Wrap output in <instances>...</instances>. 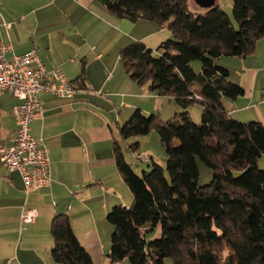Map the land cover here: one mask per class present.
Listing matches in <instances>:
<instances>
[{
  "label": "trees",
  "instance_id": "obj_1",
  "mask_svg": "<svg viewBox=\"0 0 264 264\" xmlns=\"http://www.w3.org/2000/svg\"><path fill=\"white\" fill-rule=\"evenodd\" d=\"M120 18L150 20L166 26L171 37L157 50L142 41L125 46L120 57L126 73L181 112L163 120L137 108L120 125L113 143L117 167L133 194L130 206L108 213L113 225L108 257L131 264H264V124L233 118L223 98L235 99L244 89L217 64L221 56L246 57L264 38V0H231L236 24L218 4L193 11L189 0H99ZM195 60L201 61L196 72ZM202 105L201 123L189 108ZM159 133L166 167L138 175L126 160L121 140ZM138 141L129 147L136 151ZM198 158L213 170L200 185ZM153 160V159H152ZM159 227L161 236L147 241L143 229ZM51 256L56 264H94L66 214L51 225Z\"/></svg>",
  "mask_w": 264,
  "mask_h": 264
},
{
  "label": "crops",
  "instance_id": "obj_2",
  "mask_svg": "<svg viewBox=\"0 0 264 264\" xmlns=\"http://www.w3.org/2000/svg\"><path fill=\"white\" fill-rule=\"evenodd\" d=\"M189 8L204 9L195 0H189ZM171 36L166 26L120 18L99 0H0V45L11 43L13 48L7 57L36 49L47 67L60 66L78 84L69 99L40 93L44 117L30 124V134L48 148L49 187L26 192L20 173L0 161V264H56L51 256L56 214L69 216L94 264L111 261L108 240L114 228L108 213L133 201L117 167L114 140L120 139L119 127L135 109L162 111L166 98L130 78L120 52L134 41L157 50ZM216 62L244 89L235 99L223 98L230 115L264 124V38L252 55L221 56ZM17 102L9 91L0 95V145H9L17 129L12 114ZM148 151L143 152L152 158ZM258 165L264 169V155ZM24 208L38 210L34 222L21 223Z\"/></svg>",
  "mask_w": 264,
  "mask_h": 264
},
{
  "label": "built area",
  "instance_id": "obj_3",
  "mask_svg": "<svg viewBox=\"0 0 264 264\" xmlns=\"http://www.w3.org/2000/svg\"><path fill=\"white\" fill-rule=\"evenodd\" d=\"M231 1V0H226ZM7 29L12 26L4 23ZM11 43L0 45V95L9 91L17 99L12 107L17 129L9 137V145H0V161L10 171H18L24 181L26 192L49 187L52 184V166L48 148L42 139L30 134V124L44 117V106L39 95L47 91L62 98H72L78 84L68 80L62 68L47 67L36 49L17 54L11 58ZM38 210L24 208L20 221H35Z\"/></svg>",
  "mask_w": 264,
  "mask_h": 264
},
{
  "label": "rangeland",
  "instance_id": "obj_4",
  "mask_svg": "<svg viewBox=\"0 0 264 264\" xmlns=\"http://www.w3.org/2000/svg\"><path fill=\"white\" fill-rule=\"evenodd\" d=\"M218 4L229 14L232 21L236 24V20L233 14L232 2L231 1L226 2L225 0H218ZM195 65L197 66V68H195L196 72H199V70L201 69V61L195 60L193 62V66ZM202 109H203L202 105L199 103L192 105L188 109L191 119L198 124L201 123ZM181 111L182 109L177 105V103L173 99L166 97L164 101V105L162 107V111L160 109H156L154 110V112H149L148 114L157 113L160 115V117L163 120H168L172 118L176 113H179ZM119 138H120V134H119ZM134 141L139 142V147L137 148L136 151H132L129 147V145ZM121 143L125 152V156H127L128 163L130 162L132 164L133 169L138 175H142L144 171H150L153 168V161H155L164 168L166 167L167 154L157 130L153 129L152 131H150L149 134L139 136L137 138L129 139L127 140V142L121 140ZM146 149L149 150L148 152L151 153L150 155L152 156V158L148 157L147 153L144 154L143 151ZM198 165H199V179H198L199 184L200 185L209 184L213 178V170L200 158H198ZM142 231L146 235L147 241L161 236V230L159 227H155L153 228V230H150L149 228H145ZM108 243L111 245V234L109 235ZM108 264H131V263L128 260H123L120 262L109 261ZM164 264H172V259L170 257L165 258Z\"/></svg>",
  "mask_w": 264,
  "mask_h": 264
},
{
  "label": "water",
  "instance_id": "obj_5",
  "mask_svg": "<svg viewBox=\"0 0 264 264\" xmlns=\"http://www.w3.org/2000/svg\"><path fill=\"white\" fill-rule=\"evenodd\" d=\"M195 1L200 7L204 9H209L214 5H216V0H195Z\"/></svg>",
  "mask_w": 264,
  "mask_h": 264
}]
</instances>
